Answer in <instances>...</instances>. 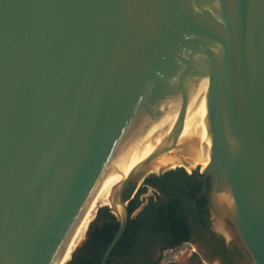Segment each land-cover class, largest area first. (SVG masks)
Segmentation results:
<instances>
[{"label": "water", "instance_id": "1", "mask_svg": "<svg viewBox=\"0 0 264 264\" xmlns=\"http://www.w3.org/2000/svg\"><path fill=\"white\" fill-rule=\"evenodd\" d=\"M186 91L212 142L192 170L210 229L264 264V0H0V264H55L111 163L178 100L175 131L113 191L106 264L125 191L177 145Z\"/></svg>", "mask_w": 264, "mask_h": 264}, {"label": "trees", "instance_id": "2", "mask_svg": "<svg viewBox=\"0 0 264 264\" xmlns=\"http://www.w3.org/2000/svg\"><path fill=\"white\" fill-rule=\"evenodd\" d=\"M186 169L180 166L148 175L139 187L125 191L130 219L106 264H160L162 258L153 260L156 246L177 249L193 235L205 243L212 257L221 258L225 264H237L245 258L239 247H229L211 231L208 198L203 191L209 181L204 182L197 171L189 174ZM150 189L155 195L143 198ZM119 226L112 209L100 207L88 227L86 240L67 264H100Z\"/></svg>", "mask_w": 264, "mask_h": 264}, {"label": "bare ground", "instance_id": "3", "mask_svg": "<svg viewBox=\"0 0 264 264\" xmlns=\"http://www.w3.org/2000/svg\"><path fill=\"white\" fill-rule=\"evenodd\" d=\"M185 97L187 100V108L177 145L173 150L159 156L149 165V168H152L154 171L159 170V172H161L165 168L184 166L189 172H192L197 166H201L202 169H205L210 161L212 142L207 132V119L200 120L198 118V101L196 94L186 91ZM181 107L182 105L176 100L174 117L171 123L158 126L145 140L132 146L111 163L99 181L55 264L58 263L60 256H63V259L61 262L59 261L60 263L58 264H65L71 259L74 249L86 235L89 229L88 227L100 203L103 202L105 205H111L114 189L133 169L143 163L172 135L178 126ZM185 161H189V165H186ZM215 179V187L222 189L223 179L216 169ZM223 208L224 207H218L219 211L223 210ZM220 214H222V211H220ZM218 226H221V223H218Z\"/></svg>", "mask_w": 264, "mask_h": 264}, {"label": "rangeland", "instance_id": "4", "mask_svg": "<svg viewBox=\"0 0 264 264\" xmlns=\"http://www.w3.org/2000/svg\"><path fill=\"white\" fill-rule=\"evenodd\" d=\"M158 172H159V170L154 171V170H152V168H149V166L146 167L141 172L140 175H138L135 179H133V181H131V183L127 189H129L131 191L133 188H135L137 186L139 187L142 184V178L144 176H148V175L155 174V173L158 174ZM159 174H161V173L159 172ZM154 195H155L154 190L150 189L148 194L144 195L143 198H147L148 196H154ZM103 206H106V205L103 202H101L98 209L100 207H103ZM98 209L96 210V212L94 214L93 220L96 217ZM85 240H86V235L83 237L82 241L77 245V247L75 249L80 247ZM193 249L198 251V248L196 247V245L185 244V245H183L177 249L169 250L164 254H161L160 252H158V256H160L163 260L160 264H165L168 261H176L175 262L176 264H220L217 258L212 257L210 254L208 255V251L205 248H204V254L201 251H198L199 256H196V253L193 252ZM192 254H195V256H194L193 260L190 261V255H192ZM244 260H245V258L237 264H244L245 263Z\"/></svg>", "mask_w": 264, "mask_h": 264}, {"label": "flooded vegetation", "instance_id": "5", "mask_svg": "<svg viewBox=\"0 0 264 264\" xmlns=\"http://www.w3.org/2000/svg\"><path fill=\"white\" fill-rule=\"evenodd\" d=\"M213 233H214V232H213ZM185 244L196 245V247L198 248V251H201L203 254H204V248H205V249L208 251V255H209V254L212 255V254H211V251L207 249L205 243H204V242H201L200 240H198L197 237H196L195 235H193V236H192V239H191L189 242L185 243ZM185 244H183V245H185ZM174 249H175V248L165 247L164 245H158V246H156V247L154 248L153 253H152V255H153V260H157V259L161 258L160 256H158V252H160L161 254H164V253H166L167 251H169V250H174ZM198 251L195 250V249H193V252L196 253V256H199ZM194 256H195V254L190 255V261L193 260ZM215 258L219 259V260L221 261V264H225L224 261H223L221 258H219V257H215ZM162 261H163V260H162ZM162 261H161V262H162ZM175 262H176V261H168V262L165 263V264H176Z\"/></svg>", "mask_w": 264, "mask_h": 264}]
</instances>
